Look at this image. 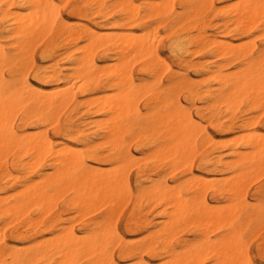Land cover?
<instances>
[{
  "label": "bare ground",
  "instance_id": "obj_1",
  "mask_svg": "<svg viewBox=\"0 0 264 264\" xmlns=\"http://www.w3.org/2000/svg\"><path fill=\"white\" fill-rule=\"evenodd\" d=\"M65 1L0 0V264H258L241 233L244 223L264 220V209L248 201L243 191L249 183H242L250 174L251 183L259 177V170L258 177L253 171L264 165L263 133L242 126L236 140L246 151L251 149L249 153L238 146L229 154L231 160L221 155L216 160L220 171L236 172L234 180L199 181L198 176L189 183L187 192L195 193L191 199L161 174L147 177V185L135 190L129 169L139 162L133 143H150L143 151L152 152L144 158L155 162L156 169L164 165L172 172L180 161L190 159L198 141L223 148L225 142L193 126L181 93L195 102L198 87H205L202 98L216 118L222 110L234 114L245 105L264 106V49L238 44L239 38H232L236 34L222 39L206 35L203 16L216 10L215 0H180L181 12L178 0H78L69 16L98 15L104 22L97 27L70 22L62 9ZM229 1L219 0L228 4L229 13H222L227 31L247 37L264 31V0ZM152 19L157 27L153 21L150 25ZM157 24L165 25L179 67L186 72L197 68L198 80L179 69L163 85V74L171 68L154 39ZM205 50L239 64L207 67L189 59ZM137 60L143 61L142 72L152 82L136 78ZM148 95V112L142 113L140 101ZM144 173L140 170L139 177ZM210 188L229 205H211L204 197ZM60 202L84 218L96 208L105 214L88 220L79 233L58 222L62 216H55L54 210ZM129 202L134 208L124 228L137 229V236L143 237L136 240H130L116 220L117 211ZM144 203L159 209L156 222L137 218ZM192 219L206 228L221 225L227 234L212 241L207 236L211 232L198 243L178 239L181 223ZM12 224H22L10 232L18 246L8 240ZM258 251L264 254V249Z\"/></svg>",
  "mask_w": 264,
  "mask_h": 264
},
{
  "label": "rangeland",
  "instance_id": "obj_2",
  "mask_svg": "<svg viewBox=\"0 0 264 264\" xmlns=\"http://www.w3.org/2000/svg\"><path fill=\"white\" fill-rule=\"evenodd\" d=\"M73 1L74 0L65 1L63 3V5H62V9H63V12L66 15V17L70 20V22L74 21L72 23L75 26L89 25V26H92V27H97V26H100V23L102 24L104 22V19L103 18L101 19L100 16L98 17V15L89 16L87 19H79V18H77V17H75L73 15L69 16L70 15L69 14L70 13L69 12L70 8L74 4H76L78 2V0H75L74 3H73ZM107 1H108L109 4H113L117 0H107ZM136 1L138 3H142V2H145V1H151V0H136ZM154 1L155 0H152L151 2H154ZM232 2H234V0H232ZM232 2L229 1V4L232 3ZM215 4H216V10L214 12L209 11V12L205 13L204 16H203V20L206 22V27L204 28V30L206 31V35L211 36V37H218V38L222 39L223 38L222 36H224V35L230 36V35H233V34L235 35L236 34L235 35L236 37L233 36L232 38H239L237 40V41H239L238 44L246 45V46H248L250 48H253V47L254 48H258L259 50H263L264 49V31L263 30L256 31L255 34L250 36V37H247L246 35H240L239 36L238 35L239 32L237 30H234V31H231V32L227 31L222 26V13H224V11H228V9L225 8L228 4L226 3L227 4L226 5L224 3H220L219 0H215ZM69 5H71V6L69 7ZM176 9H177V12H181V10H182L181 4H180V0H178L177 3H176ZM228 13H229V11L227 12V14ZM97 19H99V21ZM90 20L94 21L95 23L91 22ZM152 21H153V23H152ZM97 22H99L98 25H97ZM151 23L154 24L153 26H156L155 24L158 23V21L155 20V19H152L150 21V25H152ZM157 25H158V28H156L157 26L155 27L157 29V31H156L157 34L154 32V34H156L157 37H154V39L155 40L157 39V41H156L157 43L156 44H158L160 46L161 57L163 59L167 60L170 68L172 69V70L169 69V70L165 71V73L163 74V85L164 86L168 85L169 84V82H168L169 77L173 74L174 71H177L179 69H181V71L183 73H189L190 77L192 79L196 78V80H198L201 76L198 73L197 68H192V69L189 70V72H186L185 69H182V68L179 67V65H178L179 64L178 57L175 56L170 51V49H169V40H168L167 36L164 35V34L167 33V29H166L165 25L164 24H162V25L157 24ZM153 26H152V28H154ZM215 29H216V31H215ZM232 29H234V27H232ZM161 35H164V36L162 37ZM257 35L261 36V37L258 38ZM252 40H253V42H252ZM241 41H243V42H241ZM254 41H255V43H254ZM41 49H42L41 46L37 47V49H36V62L38 64L42 62L41 58H40ZM209 52H210V50H205L202 53L194 55L193 57H189V59H193L194 62L201 61L207 67L212 66V65H217V64H220V63H230L232 67H235V66H237L239 64L238 61H232V60L231 61H227V60H224L221 57H217L216 58V56L213 53L210 52V54H209ZM169 53H172L173 55L169 54ZM99 54L100 55L98 57L99 58L98 60H102L103 59V55H101L102 53H99ZM172 56H173V58H171ZM38 57H39V59H37ZM195 58H196V60H195ZM172 59H174V60L176 59L175 63H174V61H172ZM133 64H134L133 65L134 74H135L136 78H138V79H146V82H152L153 81V79L150 76L145 75L142 72V68L144 67V63H143L142 60H137ZM192 73H194V74H192ZM205 90H206L205 87H198V93H199L198 97L202 98L203 95H204V91ZM198 97H196L195 102H192V99L187 98L186 93H184V92L181 93L182 102H183V105H184V108H185L186 112H188V117H189V115H191L190 116V117H192L191 121H192L193 126L195 125V128L200 127L198 129L201 130V128H202V129H204L202 131L209 132L213 137H216V139H219L220 142L221 141H223L222 143L225 142L224 145H222L223 148L215 149L211 145H207V146L204 147V145H202L200 143V141H198V143L196 144V147L194 148V152L192 151L191 152V156H189L190 159L194 158V160L188 159V160H190L191 163L188 160H187L188 163L180 161L179 162V166L176 167V169L173 171L174 172L173 173L172 170H169L168 167L164 166V165L161 166V168L156 169V165L154 164L155 162H153L152 160H150L148 158H146V159L144 158V155L150 154L152 152V150L151 151H147L146 150V152L143 151L144 149H147V147L149 145H151L150 143L146 147L143 146L144 143H140V144L133 143L132 150H133V153L136 156V158L139 160V162H138V165H135V167L132 166L133 167V168L131 167L132 169H129V168L128 169H129V171L131 170L130 171L131 182H132V186H133V188L135 190L138 188V186H146L147 185V183L145 182L147 177L151 176V177L157 179L158 177L156 175L157 174H161V176L164 179H166L169 182L170 185L176 186V190L178 192H181V195L183 194L186 199H191V198H193L195 196V193H194V189H191L190 191L187 192V190L189 188V185H190L189 183L192 182L194 180V178H196V177L198 178V176H202L203 177V178L202 177L198 178L197 180H199V181H204L205 179L209 180L208 177L209 178L211 177L210 178V179H212L211 181H216L218 183L219 182H230L231 178H232V180H234V178L236 177L237 174H233V173H236V172H233V171H220L221 170L220 166H218V164H216L217 156L221 155L225 161H228V160H231V157L229 156V154L232 152L233 148L239 146L241 148V150H243V151L247 150V149H244L241 140H240V142L238 140H236L239 131L242 128H244L242 126H245V125L249 126L250 129L257 131L258 133L261 132V133L264 134V123H263L264 122L263 121L264 120V113H263L264 106L259 107V108H252L249 105H245V106L241 107V109L236 111L234 114H227L225 110H222L220 115H219V117L216 118V116L213 115L212 108L210 107V105L206 101V99H203V98L199 99ZM149 101H150L149 95L141 99L140 103H141V107H142V113H147L148 112L147 106H148V102ZM192 105H193V107H192ZM188 110L189 111L191 110V114H189ZM255 115L258 117V120H257V117ZM66 117L67 116L65 115L63 117L62 121H65ZM78 117H79L78 115L74 117V121L75 122L78 120ZM251 118H253V119H251ZM197 121H199V122H197ZM255 121H256V123H255ZM218 124H221V125L218 126ZM261 126H263V127H261ZM213 129H215L216 131L213 130ZM231 135H233V136H231ZM228 138H230V139L232 138L233 141L232 140L229 141L230 139H228ZM222 139H225V140H222ZM55 140H56V142H58V140L60 141V139H58V138H56ZM226 140H228V142ZM202 147H204V148L201 149ZM249 150H251V149H249ZM248 151H246V152L249 153ZM139 152H141V153H139ZM251 152L252 151H250V153ZM141 155H143V156H141ZM194 155H195V157H193ZM192 161H193V163H192ZM190 164H192V166H190ZM108 167L111 168L112 166L111 165H104V168H108ZM206 167H207V169H206ZM262 167L264 168V165ZM262 167L260 166L258 169L255 168L254 171H253L254 175L256 173L258 174L259 172H260V174L263 173L261 175L262 177H260V174H258L259 177L256 174L258 178L257 177H255V178H257L258 180L256 179L255 181H253L251 183L249 177H252L253 174H250L251 176L250 175H249V177L247 176V178L249 179L248 182L246 180L247 178L244 177V179L246 178L245 179L246 181H244V179H243L242 182L244 181L245 183H242V184L247 186L248 184H246V183H249V186L248 187L245 186L246 187L245 189H244V186H243V189L245 190V191H243V193L246 192V194L245 193L244 194L246 195L248 201L249 202L252 201L251 203L253 205L261 206L264 209V169ZM140 170H145V173L143 174L144 176H142V177H139V171ZM216 170H218L219 172L216 171ZM256 171H258V172H256ZM229 174H231V175H229ZM219 176L221 178H218ZM222 176H224L225 179ZM225 176H227V177H225ZM190 178H191V180H190ZM204 197L206 199H208L210 204L211 205L213 204V206L216 209H218L220 206L221 207L219 209H223V208H225V207H227L229 205V202L226 199L220 197L218 195V193L215 192V190L213 188H210V189L206 190L204 192ZM223 204H224V206H223ZM124 205H125V208H123L121 206L120 209L122 211L120 209H118L121 212L117 211L118 215L116 216L117 217L116 220L119 221V226H120L121 230L123 231V233L125 235H127L129 237V239L131 238L130 240H136V239H138L140 237H143L142 235L141 236H137V234H139V232L137 233V231H136L137 229H132V231L129 232V231H127L124 228V225H125V222H126L127 218L130 217L131 213L133 212L134 203L133 202H129L127 204L124 203ZM94 210L96 212L93 211V213L91 212L87 217L84 218L81 215H79L78 213H76L74 210L64 206V204L62 202H60L57 205V207H56V209L54 211H55V216H57V217L58 216H62V218L60 220H58V222H63L65 226H69V225L73 226L76 229V231H78L79 233H82V231L84 229V225H85V223L88 220L94 219V218L101 219L104 216V214H105V209H97L96 208ZM158 210L159 209L157 208L156 205H150V204L144 203V206H143L141 212H137V218L140 219L141 223H143V222H145L147 220L156 222L157 219H158V213H159ZM69 213H70V215H68ZM78 219H79V221H78ZM190 221H192V223L193 222L194 223L192 224ZM181 224H182V226L179 227V230L177 232V238L178 239L180 238L181 240H186V241L191 242V243L200 242L205 237V235H207L208 233H211V232L212 233L208 234L207 236L212 241L219 240L220 238L224 237L227 234V231H226V229L224 227H222L221 225L215 224V223L214 224L211 223V225L208 224L207 228H209L210 230L207 229L206 226L205 227H204V225L202 226L200 221L195 222L194 219L186 221L184 223L182 222ZM190 224H191V226H190ZM246 224L247 223L243 224L245 226H244V229H243V231L241 233L242 240L246 244L249 242V244H247V245L249 246L252 254L255 256L256 262L258 264H264V258H263L264 254H260V252L258 251L259 248L264 249V220L252 219L250 221V223L247 224L248 226ZM212 225L214 227H217L218 229L215 230V228L212 227L213 228V230H212V228L210 227ZM20 226H22V224H12V225H10L7 228V233H8V236H9L8 240L10 241V244H12V245H16V246L19 245V243L11 240L10 235L17 227H20ZM195 226H196V228H195ZM203 227H204V229H203ZM246 227H249V229H247ZM199 229H200V232H199ZM22 230H24V229H21V231ZM260 230H262V231H260ZM255 231H257V232H255ZM255 233H257V235H255ZM143 235H145V234H143ZM215 236L217 238H215ZM251 237H252V240L250 239ZM261 237H263V239H261ZM255 243L257 244V247H256ZM116 255L119 256V253L117 252ZM146 259L149 260V256L148 255H146ZM211 261L214 262L213 264H215V261H213V260H211ZM211 261L208 264H211L212 263ZM154 262H156V261L154 260ZM122 264H128V261H122Z\"/></svg>",
  "mask_w": 264,
  "mask_h": 264
}]
</instances>
